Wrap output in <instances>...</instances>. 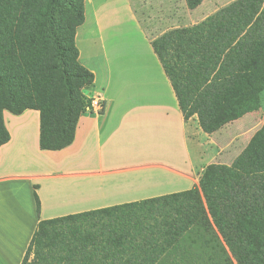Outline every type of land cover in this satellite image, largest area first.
<instances>
[{
  "label": "trees",
  "instance_id": "16d2710c",
  "mask_svg": "<svg viewBox=\"0 0 264 264\" xmlns=\"http://www.w3.org/2000/svg\"><path fill=\"white\" fill-rule=\"evenodd\" d=\"M84 1L0 0V147L10 140L5 109L40 110L42 149L73 143L94 81L76 44ZM152 44L184 118L197 115L205 133L262 99L264 0H234ZM256 139L264 144V131ZM21 264H264V149L208 164L186 190L40 218Z\"/></svg>",
  "mask_w": 264,
  "mask_h": 264
},
{
  "label": "crops",
  "instance_id": "0c3cea01",
  "mask_svg": "<svg viewBox=\"0 0 264 264\" xmlns=\"http://www.w3.org/2000/svg\"><path fill=\"white\" fill-rule=\"evenodd\" d=\"M126 4L123 14L114 0H85L76 44L94 81L84 94L100 95L105 103L100 112L82 113L71 145L41 148L38 109L3 112L10 140L0 147V264L22 263L40 218L186 190L200 182L209 164L204 166L208 134L197 115L184 118L152 44L156 37L132 0Z\"/></svg>",
  "mask_w": 264,
  "mask_h": 264
},
{
  "label": "rangeland",
  "instance_id": "374dc122",
  "mask_svg": "<svg viewBox=\"0 0 264 264\" xmlns=\"http://www.w3.org/2000/svg\"><path fill=\"white\" fill-rule=\"evenodd\" d=\"M114 1L121 13L128 14L126 0ZM120 1L125 4V7L119 5ZM233 1L204 0L194 9L188 6L186 0H132V5L146 30L157 38L175 28L198 23ZM111 4L114 2L105 7L104 13L111 10ZM121 13L116 14L117 20H120L118 18ZM263 131L264 93L260 102L242 117L227 123L217 132L207 135L206 141L204 139L207 151L204 166L212 162L231 163L248 145H254L259 150L264 149V144L256 139Z\"/></svg>",
  "mask_w": 264,
  "mask_h": 264
},
{
  "label": "built area",
  "instance_id": "2783aa9c",
  "mask_svg": "<svg viewBox=\"0 0 264 264\" xmlns=\"http://www.w3.org/2000/svg\"><path fill=\"white\" fill-rule=\"evenodd\" d=\"M90 99V105L87 107V111H102L104 109V100L100 95L93 96Z\"/></svg>",
  "mask_w": 264,
  "mask_h": 264
}]
</instances>
